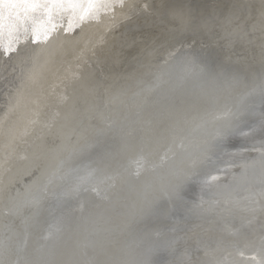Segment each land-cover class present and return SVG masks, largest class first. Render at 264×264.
Here are the masks:
<instances>
[{"label":"bare ground","instance_id":"bare-ground-1","mask_svg":"<svg viewBox=\"0 0 264 264\" xmlns=\"http://www.w3.org/2000/svg\"><path fill=\"white\" fill-rule=\"evenodd\" d=\"M75 3L37 14L38 29L55 39L10 105L8 76L21 74L19 57L25 46L35 49L38 32L29 25L18 51L0 56V262L177 264L186 252L192 264H257L264 198L259 166H245L264 151V0H125L126 13L106 24L81 20L87 0ZM177 119L175 144L195 129L188 139L211 144L214 163L198 166L182 199L157 206H179L180 215L153 228L154 215L142 209L159 185L179 184L190 162L173 143ZM250 125L253 135L250 127L241 134ZM139 157L147 163L136 176ZM88 172L87 191L66 195ZM202 199L205 208L219 203L191 215ZM177 237L174 250L165 247ZM205 249L220 250L210 257Z\"/></svg>","mask_w":264,"mask_h":264},{"label":"snow or ice","instance_id":"snow-or-ice-1","mask_svg":"<svg viewBox=\"0 0 264 264\" xmlns=\"http://www.w3.org/2000/svg\"><path fill=\"white\" fill-rule=\"evenodd\" d=\"M88 8L85 9L84 16H81V20L85 19L87 16L93 15L95 11L103 9L104 11L115 10L117 6L124 7L125 0H87ZM76 3L75 0H0V56L10 57L14 53L18 51L17 45L19 44L20 40L19 37L21 33L25 36L29 32V25H31V31L35 35L38 32V25L39 20L37 19V14H43L44 12H48L51 14L53 9H63V8H75ZM146 7V6H145ZM261 24L264 25V10L260 13ZM55 27V26H53ZM7 33L8 42L7 44L4 43V37ZM47 39V37H45ZM264 48V45H262ZM222 115H231V110ZM262 119H264V112L260 113ZM179 116V114H177ZM213 119L219 120L221 118L220 115L212 117ZM179 125V119H177L176 128L173 129L174 136H173V143L176 148H178L181 153H186L189 158V164L185 169L182 170L181 173V182L179 184H168L162 183L156 189L158 195L154 201L149 202L143 209L142 213L145 215H154L156 213L157 206L163 202L167 201L171 203L173 200H180L182 197L180 196V192L182 187L189 183L195 182L197 177V171L199 165L205 163H214L211 160L209 153L212 150V145L207 142H196L193 140H189V137L194 136L195 129H187L186 136H180V143L175 144V139L177 135L176 129ZM199 125H197V128ZM255 129H250V131H254ZM239 131V127L232 129L230 134ZM219 140L216 144L217 148L223 147V136H220L218 133ZM188 140V143L185 141ZM172 149L170 148L169 151ZM175 154V153H173ZM169 159V155L166 152L162 157L161 161L164 162ZM146 160L144 157H139L136 160L132 161V164L135 167L134 175L140 176L145 169ZM259 166V175L261 177L260 184H261V196L264 198V151L261 152L260 157L258 160L252 161L250 165H246L245 167H251L253 172L255 173L256 166ZM92 176V172H88L84 176H79L76 179V182L72 185V187L65 193L66 195H74L81 191L83 188L87 191L85 185L88 183L89 179ZM215 179V178H213ZM237 179L244 183L247 180V177L244 173H242ZM92 191L96 192V188H92ZM203 190V189H202ZM99 194V193H97ZM206 202L202 199L200 203H193L192 207L189 208L187 211L193 216H202L210 211L218 201H213L209 204L208 208L204 207ZM227 203V201L225 202ZM260 206V209L264 211V203L257 202ZM255 211V209H252ZM164 216H168V211L165 210L162 213ZM172 231H176L175 228ZM156 235H159L157 233ZM179 237L172 239L167 242L165 245L166 248L174 250V245L179 242ZM0 246H5L4 241L0 240ZM220 250V249H217ZM217 250H208L205 249V256H213V251ZM241 255L243 253L241 252ZM262 257H264V252L261 253ZM182 259L177 261V264H192L190 256L185 252L182 254ZM2 264V262H0ZM123 264H132V262L125 261ZM207 264H229L227 257L223 260L215 259L214 257L207 262ZM248 264H252L251 261ZM257 264H264V258L257 262Z\"/></svg>","mask_w":264,"mask_h":264},{"label":"rangeland","instance_id":"rangeland-1","mask_svg":"<svg viewBox=\"0 0 264 264\" xmlns=\"http://www.w3.org/2000/svg\"><path fill=\"white\" fill-rule=\"evenodd\" d=\"M126 11L127 10L123 9V7L117 6L115 10L106 11L105 12L106 16L104 14L100 16L98 12L93 14L92 19L94 21H105L107 19V21L104 23L106 24L108 22H111L112 19L118 15L119 17L123 16L126 13ZM94 21L91 22V24L86 25L85 27L88 29L91 25H95ZM56 22H58V20H56ZM45 37H47V39ZM35 38H38L39 40L35 49L31 48L28 51L25 46L23 48L24 49L23 54L21 55V57H19V61L21 63L20 71H21L22 77H21V74L19 76H16V74H13V75L10 74L8 76V81H7L8 85L11 87H14V90H11L10 88L6 94V97L9 96L8 105L11 104V100L13 98H17L19 97V95H21V92H22L21 88H23L25 81L32 77L34 71L37 68L36 66L41 64L46 52H48L49 48L53 44V41L55 39V33L51 31L50 29L45 30V25H44L39 29L37 36ZM33 54L34 56H32ZM15 65L16 64H12L13 70H14ZM3 88L4 87H0V92L4 90ZM1 100L2 98H0V101ZM0 112H1V108H0Z\"/></svg>","mask_w":264,"mask_h":264},{"label":"water","instance_id":"water-1","mask_svg":"<svg viewBox=\"0 0 264 264\" xmlns=\"http://www.w3.org/2000/svg\"><path fill=\"white\" fill-rule=\"evenodd\" d=\"M261 106V108H262V98H261V100L259 99H256L255 101H254V103L252 104V110L254 111V113H255V108H257L258 106ZM257 119H259V120H262V119H260L259 117H257ZM251 119H249L248 121H250ZM257 122V121H256ZM256 122H253V124H255ZM258 122H263V121H258ZM264 123V122H263ZM253 128V127H251V125L250 126H246V127H244V129H243V131H242V133L241 134H243V132H245V130L247 129V128ZM249 128V129H250ZM254 129V128H253ZM253 131H251V133L248 135V136H251V135H253ZM238 136H242V135H238ZM238 138H240V137H238ZM244 138V137H243ZM230 144H234V143H230ZM230 150H232V149H229V151H227V154H230L229 152H230ZM203 173V172H202ZM206 173V172H205ZM205 173H203V174H201V175H204ZM213 179V178H212ZM212 179H211V183H212ZM165 208L164 207H159L157 210H156V213L154 214V218H155V220L153 221V222H149V225H151V226H153V228H155L156 226H157V224L160 222V221H164V220H166L167 219V221H166V224L169 222V220H172L173 219V217H175L176 215H180V214H178L179 213V211H180V208H179V206L178 207H173V209H172V211L170 210V211H168V216H164L162 213L166 210H164ZM156 225V226H155ZM161 225V224H160ZM158 241H161V239H159ZM158 245H160V243L158 244ZM164 256L165 255H163V254H161V252L156 256V258H155V262H158V261H160L161 259H163L164 258Z\"/></svg>","mask_w":264,"mask_h":264}]
</instances>
